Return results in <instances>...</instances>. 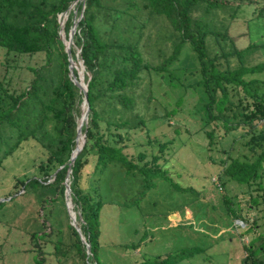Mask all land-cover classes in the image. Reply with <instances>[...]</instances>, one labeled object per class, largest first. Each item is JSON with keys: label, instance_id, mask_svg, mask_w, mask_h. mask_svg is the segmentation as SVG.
<instances>
[{"label": "rangeland", "instance_id": "obj_1", "mask_svg": "<svg viewBox=\"0 0 264 264\" xmlns=\"http://www.w3.org/2000/svg\"><path fill=\"white\" fill-rule=\"evenodd\" d=\"M103 1L122 6L120 0ZM201 15L212 30L205 36L209 53L250 44L242 63L264 61V0H226L208 12L193 7L191 16ZM170 32L163 17L146 19L139 38L146 66L139 71L137 84L125 91L133 105L124 110L118 102L109 103L115 109L111 117L142 119L129 128L123 151L134 161L137 151H142L136 162L152 168L144 173L126 171L113 160L96 165L93 148L84 157L76 184L99 205L97 264H155L162 258L165 264H264V194L255 189L248 193L242 183L221 172L229 158L250 157L245 143L249 133L240 127L224 130L220 117L210 119L209 113L215 114L218 107L207 104L209 96L188 43L175 60L155 69L171 50L166 38ZM77 52L75 48L71 63L85 82ZM2 53L0 48V82L10 81L17 90L29 80L25 67L44 61L42 52H10L5 61ZM250 76L264 80V69ZM99 102L98 113L104 119L109 104ZM82 109L79 102V115ZM262 124L259 121L256 127ZM49 125L43 131L46 139L51 138ZM99 129L103 130V122ZM209 129L213 130L210 143L205 135ZM44 154L28 138L0 159V264H82L64 187L61 191L54 183L27 182L39 178L36 164ZM152 154L158 155L153 165ZM256 191L253 202L250 196ZM228 201L235 216L226 208ZM72 209L78 225L79 209L74 204ZM247 242L251 243L248 254ZM260 243L263 247L255 250ZM195 247L197 251L191 249Z\"/></svg>", "mask_w": 264, "mask_h": 264}, {"label": "trees", "instance_id": "obj_2", "mask_svg": "<svg viewBox=\"0 0 264 264\" xmlns=\"http://www.w3.org/2000/svg\"><path fill=\"white\" fill-rule=\"evenodd\" d=\"M225 1L120 0L122 6L119 7L105 4L103 0H0V48L3 49V61L10 52H42L44 56L43 63L25 67L30 77L19 90L10 81L4 84L0 82V159L15 150L23 140L34 139L45 154L36 164L35 171L39 178L30 177L27 182L54 183L61 191L66 163L75 143V126L82 94L68 75V59L58 37L60 28L57 16L71 4L63 22L66 34L74 18L80 15L72 34L74 45H70L69 51L70 57L75 58V48H79L78 56L86 71L84 78L88 110L81 125L84 142L70 166L69 189L71 201L79 209L80 230L90 249L89 254H86L84 244L70 225L82 264H86V261L97 264L99 235V205L86 197L76 184L85 154L93 148L96 165L113 160L126 171L144 173L152 168L146 162H136L143 157L142 151H137L136 161L123 151L129 128L137 127L142 119L135 114L136 117L130 114L127 118L111 117L115 109L114 103L109 104L118 102L124 110L131 109L133 105V99L125 91L137 84L139 71L146 66L139 38L141 28L150 15L163 17L171 26V32L166 36L170 39L171 50L155 69H163L164 63L175 60L183 44L188 43L198 64L199 80L209 96L207 104L211 107L216 103L218 107L215 114L209 113L210 119L220 117L224 130L240 127L249 133L245 143L252 152L250 157L229 158L224 162L221 172L227 178L242 183L248 193L255 189L261 191L259 195L264 194V80L250 76L254 71L264 69V61L242 63L243 54L250 49V44L209 53L205 36L212 30L208 28L203 15L191 16V10L197 5L208 12ZM250 1L253 0H247ZM73 73L76 75L74 68ZM3 98L6 100L3 101ZM99 101L109 104L104 119L98 113ZM259 121L263 127H256ZM101 122L102 131L99 129ZM48 123L51 138L46 139L43 131ZM110 126L117 130H112ZM119 128L123 129V135ZM205 135L210 143L213 130H205ZM164 144L161 143L159 147L162 148ZM157 156L152 154V165L156 163ZM257 191L250 194L253 202L257 201ZM226 208L235 216L230 201L226 203ZM250 246V242L245 244V248L249 249L247 254L250 253ZM260 246L263 247L260 243L255 250H259ZM191 249L198 250L196 247ZM182 252L187 250L179 251ZM165 260L162 258L154 263L165 264ZM139 264L146 263L140 261Z\"/></svg>", "mask_w": 264, "mask_h": 264}, {"label": "water", "instance_id": "obj_3", "mask_svg": "<svg viewBox=\"0 0 264 264\" xmlns=\"http://www.w3.org/2000/svg\"><path fill=\"white\" fill-rule=\"evenodd\" d=\"M70 8H71V4H69L67 6V9L62 12V13H64V16H61L60 17V15H61L60 13L57 16L58 17L59 28H60V30H59V36L58 37L62 41L64 50L66 51V54H67V59H68V65H67L68 75L70 76L72 82L77 86L78 90L82 94L81 107H83V109L81 110L80 115L78 116L77 121H76L75 137H74L75 143H74V147H73L72 151L70 152V155H69L68 160H67V163H66L67 164V167H66L65 177H64V180H63V185H64L65 203H66L67 212H68V215H69V218H70V223L72 224V226L74 227V229L77 231V233L79 235V238H80V241L84 244L86 254H89V252H90L89 244L86 242V239H85L84 235L81 233V230L76 225V223H75V216L72 213V211H71V209L69 207V204H68L69 199L71 200V197H70V189H69V172H70V166H71V164H72V162L74 160V157L79 152V150L81 149L82 144L84 142V133L81 132V125H82V123L86 119L87 110H88V104H87V100H86V81L85 82H82L81 81V78L79 77V75H75L73 73V65L71 63V57H70V51H69L70 45H74L72 43V34H73L74 30H75L76 23H77V20L79 19V16L80 15L74 18L73 23H72V26H71V28L68 30V32L66 34L64 32V29H63V22H64V20L66 18L67 12H68V10ZM77 51H79V48H77ZM77 54H78V52H77ZM75 55H76V53H75ZM81 65H82V67H84L83 64H82V60H81ZM80 133H81L82 137H81V142L78 145L77 144V137H78V135ZM53 174H54V172L52 173V175ZM86 264H91V262L86 261Z\"/></svg>", "mask_w": 264, "mask_h": 264}, {"label": "bare ground", "instance_id": "obj_4", "mask_svg": "<svg viewBox=\"0 0 264 264\" xmlns=\"http://www.w3.org/2000/svg\"><path fill=\"white\" fill-rule=\"evenodd\" d=\"M81 137H82V135H81V133L78 135V137H77V144L79 145L80 144V142H81ZM68 204H69V207H70V209H72V207H73V203H72V201L69 199V201H68ZM73 210V209H72ZM74 212V211H73ZM75 214V213H74ZM78 228L80 229V223L78 222ZM92 263V262H91Z\"/></svg>", "mask_w": 264, "mask_h": 264}]
</instances>
